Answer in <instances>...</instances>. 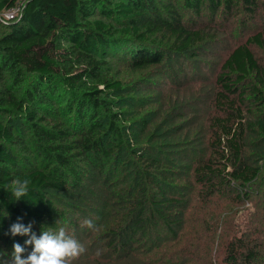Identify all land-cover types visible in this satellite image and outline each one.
<instances>
[{
	"label": "trees",
	"instance_id": "trees-1",
	"mask_svg": "<svg viewBox=\"0 0 264 264\" xmlns=\"http://www.w3.org/2000/svg\"><path fill=\"white\" fill-rule=\"evenodd\" d=\"M20 1L0 0V13L16 8ZM235 1L224 0L228 7ZM241 1L249 12L256 11L257 0ZM158 2L24 0L22 15L6 22L0 31V242L11 255L16 252L12 249L15 244L25 246L29 225L55 237L61 235L64 225L77 228L82 219L70 222L74 214L58 208L53 191L67 194L82 188L84 180L102 175L106 187L125 179L129 184L128 191L110 190L106 199H114L111 206L125 203L121 194L131 190L140 192V200L130 196L127 209L112 211L113 221L103 224L97 237L78 246L77 258L71 262L264 264V237L259 236L263 225L262 230L256 225L254 235L252 229L234 231L232 209L209 212L210 218H200L202 227L183 246L181 241L194 220L186 216L191 199L165 192L174 171L166 169L164 176L156 175L164 160L138 152L133 156L142 164L135 170V178L128 182L122 168L127 162L118 156L125 149L127 134L125 124H120L125 123L121 107L128 100L123 99L122 82L106 72L107 52L128 47L131 67L143 70L163 61L165 54L157 48L161 36L179 52L208 39L204 31L189 28L173 5ZM200 2L187 0V6L199 12ZM211 4L217 7L218 1ZM253 45L264 48V31L233 49L222 66L214 98L218 115L211 120L210 155L197 163L193 175L195 188L199 187L195 196L199 210L222 201L229 202V207L248 203L254 205L255 220L264 224V211L258 216L264 209V165L248 160L247 131L256 124L245 121L243 108L250 92L253 103L262 108L258 122L264 120V67L251 50ZM16 151L23 154V161ZM116 152H120L117 157ZM109 167L123 171L112 174L116 177L111 181ZM93 168L100 173L92 172ZM155 227L165 228L167 238L162 239L157 231L151 234ZM205 235L213 244L205 251L214 255L210 260L199 259L196 240L200 242ZM22 249L23 253L27 248ZM2 254L0 250V258ZM23 259L37 262L33 256Z\"/></svg>",
	"mask_w": 264,
	"mask_h": 264
},
{
	"label": "rangeland",
	"instance_id": "rangeland-1",
	"mask_svg": "<svg viewBox=\"0 0 264 264\" xmlns=\"http://www.w3.org/2000/svg\"><path fill=\"white\" fill-rule=\"evenodd\" d=\"M195 1L189 0L194 4ZM213 1L215 3V0ZM213 1L201 0L198 12L196 8L187 6V0H159V5H173L189 28L200 29L208 34V39L184 52L171 49L172 42L165 36L159 37L157 39L159 47L157 48L165 54L159 65H152L143 70H134L131 67V56L127 54L128 47H123L121 52H107L111 56L108 55L109 66L106 72L111 78L122 82V92L126 95L123 99L128 100L127 105L121 107L125 123L120 121V124L126 126L125 149L122 153L116 152L115 156L117 157V153H120L118 156L120 160L127 162L122 164V168L127 171L128 182L135 178V170L142 164L133 156L135 152L146 156L154 155L164 160L165 165L162 169L160 168L161 171L156 172V175L164 176L166 169L175 172L171 173L169 180L171 185L169 191L165 192L170 196L191 199L186 216L194 220L187 230L184 241H181L183 246H187L186 239L194 237L198 227H202L199 223L200 218L204 215L207 217L206 219L210 218L209 212L232 209L230 215H232L235 226L234 231L245 228L252 229L254 235L257 224L259 225L258 230L259 228L262 230V225L264 227L261 220H255L254 212L251 210L254 205L248 203L232 204L233 207H229V202L222 201L205 211L199 210L200 208L196 206L197 197L195 196L198 194L197 188L199 187L195 188L193 174L197 163L210 155L208 146L211 120L218 115L214 104L215 94L219 89L217 77L233 49L244 45L252 35L264 31V0H257V9L253 13L244 7L241 0L233 2L231 7H228L224 0H217L218 6L214 7L211 4ZM23 7L24 0L20 1L15 8L16 12L0 13V31L4 30L6 22H14L22 15ZM250 48L258 62L264 67V48L254 45ZM245 99L243 106L245 121L256 124L253 130L247 131L248 160L254 162L255 165L262 166L264 165V120L258 122L262 108L253 103L254 99L250 92ZM258 123H261V127ZM15 124L17 128L22 129L19 121H15ZM16 153L23 161V154L17 151ZM109 168L112 170L108 173L111 181L123 171L120 167L118 169H115L116 167ZM92 172L98 174L100 169L93 168ZM112 174H116L115 177L112 178ZM101 176L94 175L92 180H84L85 184L82 188L67 194L53 191L58 208H63L70 214H74L75 219L71 217L70 222H78L82 219V223L77 224V228L72 223L70 228L69 224H66L67 227L63 226L61 235L55 237L51 233H40L37 231V227L29 225L28 233L25 235L28 237L25 238L26 244L23 246L25 249L27 248L26 252L19 251L23 247L19 248L18 246L21 245L15 244L12 249L16 252L11 255L12 251H8L6 246L0 242V250L3 252L0 264H53L56 259H58V263L55 264L79 263L77 260L71 262V259L77 254L78 246L80 247L83 242L97 237L100 234L99 228L108 221H113L111 216L113 212H122L127 209L130 196H137L136 202L140 200V192L131 190L128 193H120L126 201L125 203L111 206L114 199H106L107 194L110 195V190L115 188V191L119 189L128 191L129 184L127 179L125 181L121 179L123 180L121 183L112 185L110 183L112 187H106L102 184ZM177 186H181V190H177ZM194 188L195 190L192 192ZM259 199L260 197L258 202ZM262 211L264 209L258 216L263 215ZM101 214L104 216L102 219L100 218ZM98 221H101L100 225H98ZM211 221L213 222V220ZM161 228L163 227L153 228L151 234L156 231L160 232L161 238L165 239L167 233L165 228ZM202 232L204 231L202 230ZM183 234H185V229ZM259 234H261L260 238L264 237V230ZM45 240L47 244H45ZM196 244L202 256L199 259L214 258V255L205 254L208 246L213 248L208 236L205 235L200 242L196 240ZM68 250L71 255L65 259V256L70 254ZM38 255L39 259H37ZM28 256L31 258L33 256L34 261L37 262L32 263L23 259ZM209 260L207 262H210ZM120 262L122 263V260L115 261V264Z\"/></svg>",
	"mask_w": 264,
	"mask_h": 264
},
{
	"label": "built area",
	"instance_id": "built-area-1",
	"mask_svg": "<svg viewBox=\"0 0 264 264\" xmlns=\"http://www.w3.org/2000/svg\"><path fill=\"white\" fill-rule=\"evenodd\" d=\"M9 11H10V12H14V11L16 12L17 10H15V8H14V9H11V10H9ZM9 11H8V12H9Z\"/></svg>",
	"mask_w": 264,
	"mask_h": 264
}]
</instances>
